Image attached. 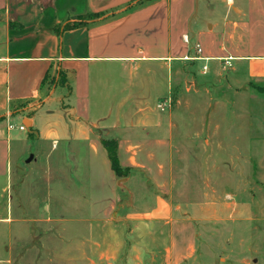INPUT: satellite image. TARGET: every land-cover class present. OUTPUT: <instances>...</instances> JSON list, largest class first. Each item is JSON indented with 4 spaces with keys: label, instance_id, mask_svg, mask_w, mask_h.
<instances>
[{
    "label": "crops",
    "instance_id": "crops-1",
    "mask_svg": "<svg viewBox=\"0 0 264 264\" xmlns=\"http://www.w3.org/2000/svg\"><path fill=\"white\" fill-rule=\"evenodd\" d=\"M190 64L264 85V0H0V199L32 139L101 257L116 246L115 264H188L199 230L176 198V160L215 125L158 104ZM103 139L118 142L124 176Z\"/></svg>",
    "mask_w": 264,
    "mask_h": 264
},
{
    "label": "rangeland",
    "instance_id": "rangeland-1",
    "mask_svg": "<svg viewBox=\"0 0 264 264\" xmlns=\"http://www.w3.org/2000/svg\"><path fill=\"white\" fill-rule=\"evenodd\" d=\"M188 67L167 109L179 101L188 120L215 125L212 139L204 127L200 142L187 146L193 151L176 160L183 178L176 198L190 205L186 214L199 230L188 264H264V85ZM24 148V154L12 153L9 186L0 199V264H115L114 244L109 259L101 257L104 249L90 238L88 225L68 223L73 208L55 182L67 176L37 152L32 139ZM233 202L249 204L235 219Z\"/></svg>",
    "mask_w": 264,
    "mask_h": 264
},
{
    "label": "trees",
    "instance_id": "trees-1",
    "mask_svg": "<svg viewBox=\"0 0 264 264\" xmlns=\"http://www.w3.org/2000/svg\"><path fill=\"white\" fill-rule=\"evenodd\" d=\"M102 16L100 13H92L87 16L88 19H95ZM76 25L75 24H66L64 28H69ZM62 72H60L61 74ZM47 78V77H46ZM102 144L108 152L109 159L111 161L112 169L118 176H124L128 172V168L122 167L118 157V142L111 139H103Z\"/></svg>",
    "mask_w": 264,
    "mask_h": 264
},
{
    "label": "built area",
    "instance_id": "built-area-1",
    "mask_svg": "<svg viewBox=\"0 0 264 264\" xmlns=\"http://www.w3.org/2000/svg\"><path fill=\"white\" fill-rule=\"evenodd\" d=\"M198 51L200 52L201 49L198 48ZM166 106H167V100H164V101H162V102H160V103L158 104V107H159L160 109H162V110H163ZM10 127L13 128V125H10ZM19 128H20L21 130H25V129H26V127H25L24 125H21Z\"/></svg>",
    "mask_w": 264,
    "mask_h": 264
}]
</instances>
